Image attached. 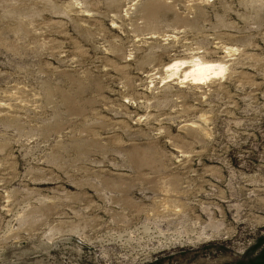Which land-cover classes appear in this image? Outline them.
Instances as JSON below:
<instances>
[{"label":"rangeland","instance_id":"rangeland-1","mask_svg":"<svg viewBox=\"0 0 264 264\" xmlns=\"http://www.w3.org/2000/svg\"><path fill=\"white\" fill-rule=\"evenodd\" d=\"M0 264H264V0H0Z\"/></svg>","mask_w":264,"mask_h":264},{"label":"bare ground","instance_id":"bare-ground-1","mask_svg":"<svg viewBox=\"0 0 264 264\" xmlns=\"http://www.w3.org/2000/svg\"><path fill=\"white\" fill-rule=\"evenodd\" d=\"M166 70L170 71L169 76L179 75L188 79L191 83L202 84L213 77L223 75L226 71V64L221 61H204L200 58L191 60H175L166 65Z\"/></svg>","mask_w":264,"mask_h":264}]
</instances>
